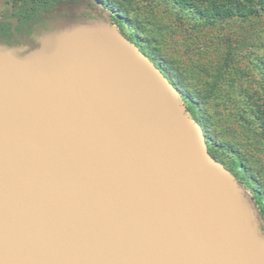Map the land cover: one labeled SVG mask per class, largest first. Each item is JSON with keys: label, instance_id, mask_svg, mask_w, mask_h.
<instances>
[{"label": "water", "instance_id": "1", "mask_svg": "<svg viewBox=\"0 0 264 264\" xmlns=\"http://www.w3.org/2000/svg\"><path fill=\"white\" fill-rule=\"evenodd\" d=\"M208 149L112 10L53 0L0 36V264H264V216Z\"/></svg>", "mask_w": 264, "mask_h": 264}, {"label": "rangeland", "instance_id": "2", "mask_svg": "<svg viewBox=\"0 0 264 264\" xmlns=\"http://www.w3.org/2000/svg\"><path fill=\"white\" fill-rule=\"evenodd\" d=\"M102 1L114 4L116 10H120L118 13L123 22L118 23V26L125 36L134 41L138 40L147 56H153L151 53H154L163 59L165 70L176 83L175 86L183 96L188 93L197 104L199 110L195 116L199 118L212 115L211 128L215 137L212 139L230 141L228 131H231L238 134L237 140L243 143L241 134L244 131L260 130L256 125L251 129H244L242 126L243 117H248V114L238 112L237 101L240 102L241 96L232 93L230 83L240 81L244 86L253 87L255 91L262 85L264 21L258 18L243 20L239 17H228L223 21L214 20L213 26L207 25L205 11L210 13L212 7L208 0ZM217 1L221 3L224 0ZM180 3H184L182 9ZM2 10L1 7L0 11ZM200 10L204 11L202 17ZM197 19L202 21L201 25L197 24ZM162 27L167 33H164L166 30L158 31ZM218 29H223L222 36L217 35ZM145 37L148 44L143 42ZM149 48H152V52ZM222 55H226L225 59ZM217 63H222L223 67L225 63L230 65V73L226 71L217 78L214 74ZM207 86L214 87L212 93L205 96V99H200L199 96L205 93L202 90ZM260 139L262 141L258 143V150L252 152L251 146L247 147V150H251L252 158H248L246 164H250L252 172L243 169V165L231 150L223 146L214 149L216 159L234 174L239 177L244 174L251 176L253 182L258 179L256 182H259V187L255 186L256 183L246 187L252 196L256 190L261 191L264 184V137L261 136ZM256 198L259 200V197Z\"/></svg>", "mask_w": 264, "mask_h": 264}, {"label": "trees", "instance_id": "3", "mask_svg": "<svg viewBox=\"0 0 264 264\" xmlns=\"http://www.w3.org/2000/svg\"><path fill=\"white\" fill-rule=\"evenodd\" d=\"M199 1L202 2V0H199ZM208 2H209V5H211L212 7L211 9L209 8L210 13L208 12V10L205 11L207 12L205 15L206 18L208 19L207 25L213 26L214 20L222 19L223 21L224 19H227L228 17H239V18H242L243 20H247L250 18H258L264 21V0H224L221 3L220 1L218 2L217 0H208ZM101 3L103 7L112 10V16L114 17L113 19L117 25H119L118 23L123 22L120 15L118 16L119 14L118 12H120V10H116L114 4L106 3L102 0H101ZM183 4L184 3H180L181 9L183 8ZM199 14L202 17V15L204 14V11L200 10ZM196 16L198 17V13L196 14ZM197 24L201 25L202 21L200 19H197ZM160 30L164 32L166 29L164 30V28L162 27L161 29L159 28L158 31ZM164 33H167V30ZM218 34L219 36H222L223 29H218L217 35ZM130 39L133 40L132 38ZM135 42L140 46L138 40H136ZM143 42L148 44V39H146L145 37ZM149 51L152 52V48H149ZM151 54L153 56H148V57L153 59L156 62V64L161 68V70L165 73V75L168 76V73L164 67L163 59L158 57L154 53H151ZM222 56H224V59H225L226 55H222ZM263 68H264V65H263ZM231 69L232 67L230 65L229 66L226 65V63L224 64V67L222 63L221 64L217 63L215 66L214 74L217 78H219V76L226 73V71L230 73L229 71ZM261 81H262V85L256 91L251 86H244L243 82H240V81H236V82L232 81L230 83V87L233 90L232 93L238 97L241 96L239 98L240 102L237 101L238 112L240 114H246V113L248 114V117H243L242 126L244 127V129L248 127L251 129V128H254L253 125H256L255 127H258L260 129L259 130L260 132L255 129L246 130V132L244 131V134H241V136L243 137L242 139L244 140L243 143L240 140H237L236 137H238L239 135L231 131H228V134L231 137L230 141H218V140L212 139V138H215L214 131L211 128L212 123H211L210 116L212 115H209V116L205 115L199 118L196 117L195 113L197 112V110H199L197 104L192 100V97H190L188 93H184V96H183V100L186 103L187 108L189 109L191 114L195 117V119L201 124V126L203 127L205 131V135L207 138V144L210 145L208 146L209 148L208 150L210 154L214 158H216L217 156H216V152L214 151V149L220 148L222 146L226 147L227 149L231 150L235 154V156L239 159L241 165H243V169L247 171L249 170L251 172H252V168L249 167L250 164L249 165L246 164V161L248 160V158H252V153L250 151L253 150L252 152H254L258 150L257 149L258 143L262 141V139L260 138L261 136L264 137V100H263L264 99V76H262ZM171 82L174 85L176 84L172 80ZM213 89L214 87L212 86H207V88L203 89L202 91L205 93L204 94L202 93V95L199 96L200 99H205V96L206 97L209 96L212 93ZM242 95H243V98H242ZM254 107H256L255 110H254ZM250 146H251V150H247V147H250ZM242 180H243V184L245 185V187H248V186L251 187L255 183H256L255 184L256 187L259 185V182H256L258 179H256L255 182H253L251 176H247L246 174L242 176ZM261 187L263 191L256 190L254 192L253 197L256 203L258 204V207L261 213L264 216V184H262ZM256 197H259V200Z\"/></svg>", "mask_w": 264, "mask_h": 264}, {"label": "flooded vegetation", "instance_id": "4", "mask_svg": "<svg viewBox=\"0 0 264 264\" xmlns=\"http://www.w3.org/2000/svg\"><path fill=\"white\" fill-rule=\"evenodd\" d=\"M1 7L3 10L0 11V36L5 40L16 39L17 36L29 35L34 25L43 22L44 15L53 7V0H0ZM5 18L9 20L3 21ZM236 176L243 182L242 176Z\"/></svg>", "mask_w": 264, "mask_h": 264}]
</instances>
